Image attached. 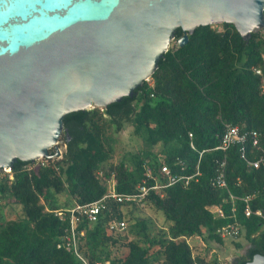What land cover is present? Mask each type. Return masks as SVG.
Masks as SVG:
<instances>
[{"label":"trees","instance_id":"16d2710c","mask_svg":"<svg viewBox=\"0 0 264 264\" xmlns=\"http://www.w3.org/2000/svg\"><path fill=\"white\" fill-rule=\"evenodd\" d=\"M221 28H197L185 46L169 49L151 77L152 86L145 82L132 99L66 116L62 161H48L37 171L28 170L31 163L14 165V181L0 184V201L13 199L24 216L5 220L0 211V264H76L70 252L57 248L69 228V215L62 212L63 219L56 217L42 200L52 204L54 195L68 191L75 204H90L107 194L109 180L119 193H134L147 170L158 178L162 165L178 175L200 172L189 187L179 183L165 190L163 198L151 194L149 207L169 226L155 236L148 219L127 223L126 233L136 241L127 245L125 258L110 260L107 246L118 245L121 238L108 227L114 220H126L122 209L127 207L109 204L98 223L83 221L78 228L84 233L81 252L91 264H207L193 255L190 240L206 235L220 243L216 230L230 224L239 227L251 244L246 258L234 264L264 256V221L246 217L243 201L252 197L251 208L264 211V163L259 170L248 165L264 157V30L244 40L232 24ZM183 36L178 29L175 41ZM127 124L142 146L132 154L131 166L124 161L113 164V136ZM229 125L259 135L257 147L251 141L246 144L245 159L239 147L227 153L215 150ZM157 146L162 147L159 155L153 152ZM220 160L227 164V189L212 186ZM152 183L147 181L148 186ZM214 207L223 210V219L212 213ZM49 210L59 209L53 205Z\"/></svg>","mask_w":264,"mask_h":264},{"label":"water","instance_id":"95a60500","mask_svg":"<svg viewBox=\"0 0 264 264\" xmlns=\"http://www.w3.org/2000/svg\"><path fill=\"white\" fill-rule=\"evenodd\" d=\"M220 24L249 40L264 0H0V171L58 156L66 116L132 99L178 29Z\"/></svg>","mask_w":264,"mask_h":264},{"label":"built area","instance_id":"2783aa9c","mask_svg":"<svg viewBox=\"0 0 264 264\" xmlns=\"http://www.w3.org/2000/svg\"><path fill=\"white\" fill-rule=\"evenodd\" d=\"M255 74L258 76H262L261 70L255 69ZM150 80V79H149ZM148 80V81H149ZM147 81V82H148ZM152 86V85H150ZM192 138V135H190ZM248 141H251L254 147L259 145V135L256 132L251 131H243L241 128L237 126H227L225 133L221 139L220 145L215 149L217 151H221L223 153H227L232 147H239L242 157L245 159L247 149L246 144ZM59 144H57V150L59 152L58 156L56 155V149L50 151L55 152V154H50L51 159H40L35 162L37 166L34 168H28V170L37 171L40 168H44L48 165V161L57 162L63 158V154H61ZM191 147L194 149L193 144ZM66 149V148H65ZM54 156V157H53ZM202 157V154L201 156ZM264 163V157L248 162L250 168L254 170H259ZM33 165V163H32ZM226 161L220 160L217 162V168L215 176L212 180V186L220 189H227L228 183L226 180ZM98 174H101L100 172ZM200 176L199 169L197 173L193 176L187 175H178L174 174L173 171L167 166L162 165L159 169L158 178H154L153 172L151 170H147L146 179H143V182L138 185L136 191L134 193L123 194L119 193L116 190V186L114 183H111L109 180L107 183L109 184L107 194L90 204L79 205L75 204L69 209L66 210H56L50 211L46 208L47 212L54 213L55 216L62 218V212H65L70 217V224L67 230V233L64 237L61 238L57 248L65 249L70 252L76 259V264H91L90 261L82 254L80 249V239L84 237L83 232H78L79 225L83 221H87L90 224L98 223L100 216L107 210L109 204H114L117 206H123L128 208H134L140 211H144L148 207V201L152 193L160 196L161 198L165 195V190L170 187L176 186L181 183L185 187H189L191 183ZM9 180L10 183L14 181L13 169L5 168L0 171V184L4 180ZM147 181H153L152 185L147 184ZM112 182H114L112 180ZM231 200L234 201V198L231 196ZM252 197L244 198V203L246 204L244 213L246 217L256 216L264 221V211L263 210H253L250 206V201ZM212 213L215 214L216 218L223 219L224 212L219 207H214L211 209ZM233 212H235V208H233ZM127 222L126 220H114L110 223L108 230L112 234H124L127 231ZM216 235L222 239L236 240L241 236V230L239 227L234 226L232 224L222 226L216 230ZM96 264H111L109 261L99 262ZM220 264H233L229 260H225Z\"/></svg>","mask_w":264,"mask_h":264},{"label":"rangeland","instance_id":"374dc122","mask_svg":"<svg viewBox=\"0 0 264 264\" xmlns=\"http://www.w3.org/2000/svg\"><path fill=\"white\" fill-rule=\"evenodd\" d=\"M214 27L218 30L222 29L221 24L214 25ZM177 45V41H172L170 49L176 48ZM147 83L148 85L153 84L151 79ZM132 131V126L130 124H127L124 126V129L120 133L114 134L113 145L115 148V154L113 155L111 163L117 164L121 161H124L129 166L132 165V154L138 151L142 146L141 140L133 136ZM109 134H111V132ZM59 143V148L64 158L65 144L64 142H61V140L59 141ZM161 148V146L155 147L153 149L154 154L159 155L161 152ZM63 158L59 161H62ZM35 166H37V164L33 162V165L31 163L28 168H34ZM100 173L101 174H98V176L103 179V172L100 171ZM110 182L114 183L112 182V180ZM107 187H109L108 183ZM41 204L48 209H51V206L55 205V207H57L59 210H66L74 206L75 202L69 195L68 191H65L61 194L54 195L52 204H48L47 202L45 203L43 200ZM0 211L5 220L19 221L24 216L21 206L16 203L13 199H9L8 197L0 201ZM122 212L125 215L126 220H128L127 223L129 224V226L135 220L148 219L150 222V230L155 236L158 234V232L164 231V229L169 226L168 223L165 221L163 215L155 211L153 208L149 207V205L144 211H140L134 208L128 209L127 207L123 208ZM128 230L126 232H128ZM118 235H120L121 238L119 244L114 246L109 244L107 246V250L111 252L110 260L125 258L128 254L127 245L131 241H136L135 236L129 233H125V236L124 234ZM221 240L222 241L220 243H216L208 240L207 236L205 235L203 238H193L192 240H190L189 243L192 248L193 255L200 260H204L207 264H220L225 260H229L234 264L236 260L246 258L247 252L251 248V244L246 241L243 234L240 236L239 239L236 240L222 238ZM238 245H240L241 248H238Z\"/></svg>","mask_w":264,"mask_h":264}]
</instances>
